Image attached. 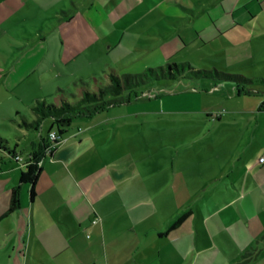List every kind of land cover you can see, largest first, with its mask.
I'll return each instance as SVG.
<instances>
[{"label": "rangeland", "instance_id": "374dc122", "mask_svg": "<svg viewBox=\"0 0 264 264\" xmlns=\"http://www.w3.org/2000/svg\"><path fill=\"white\" fill-rule=\"evenodd\" d=\"M21 2L15 9L6 1L7 16L0 10V133L11 147L22 142L25 155L32 138L23 137L20 125L32 121L31 105L56 102L61 87L79 94L81 78L96 90L95 75L99 81L111 71L122 76L184 63L264 79V0ZM96 3L108 10L101 13ZM80 17L91 24L81 22L75 38L85 42L86 36L90 43L66 59L62 29ZM215 84L155 82L131 103L69 127L77 141L92 138L82 158L86 180H92L85 186L89 193L119 194L122 206L130 195L160 183L169 194L178 192L160 205L153 225L167 221L168 230L189 216L167 238L152 237L153 254L162 252L153 264H264V184L251 189L247 178L241 189L234 182L238 164L264 157V112L253 109L259 99H238L227 86L233 84ZM236 86L238 95L248 94ZM49 126L44 124V135ZM39 133L31 132L37 138ZM179 173L181 181L173 185ZM114 174L126 178L112 183Z\"/></svg>", "mask_w": 264, "mask_h": 264}, {"label": "crops", "instance_id": "0c3cea01", "mask_svg": "<svg viewBox=\"0 0 264 264\" xmlns=\"http://www.w3.org/2000/svg\"><path fill=\"white\" fill-rule=\"evenodd\" d=\"M6 1L15 9L22 3V0ZM6 1L0 3V10L7 16V5L3 6L7 4ZM96 5L101 13H105V8L98 3ZM92 18L96 25L100 24L101 19L97 11L94 10ZM81 22L91 24L80 17L77 20L71 19L63 26L61 45L64 47L63 56L66 59L84 52L90 43L86 36L85 42L75 38V31L77 27L81 29ZM69 35L75 40L70 41ZM100 78L104 82L109 81V77ZM195 80L202 79L181 78L175 81ZM211 81L216 83L215 85L229 83ZM231 84L233 86H227L234 88L233 92L238 99H259L253 109H257L259 113L264 112V84L244 87L246 91L257 93L245 95H238L236 84ZM60 89L69 92L67 88ZM35 118L33 113L31 120ZM20 127L24 130V138H32L29 139L30 144L26 149H30L27 155L20 148L22 142H16L15 146L11 147L8 139L0 133V138L7 143V147L14 151L12 157L0 149V264H153L160 260L162 252L153 254L151 250V245L156 244L152 237H155V240L167 238L168 232L172 230H167V221L163 226L153 225L152 217L158 216L163 202L178 193L175 189L169 194L166 184L160 183L153 189L150 186L148 190L128 196L129 199L121 204L122 206H118L116 202L119 194L105 196L98 190L89 193L85 186L92 180H86L82 158L92 149V138L77 141L75 137L78 135H70L68 129L62 145L53 155H46L41 163V173L35 185L36 195L32 199L31 184L22 183L21 179L23 173L28 172L26 163L30 161L32 154L38 151L41 138L46 135L43 132L44 126L40 130L39 138L32 136V131L23 125ZM16 156L23 157V163L16 161ZM75 174L79 178L75 177ZM235 174L238 178H234V182L238 181V188H245L243 179L247 178H251L254 183L251 189L257 188L258 185L264 184V162H242L235 167ZM114 175L113 180H110L112 183H121L126 178ZM181 178V173L177 174L173 185L181 181ZM17 186L21 188L20 208L8 213L12 191ZM114 202L116 205L111 206ZM96 218L99 221L94 223ZM171 227L172 225L169 228Z\"/></svg>", "mask_w": 264, "mask_h": 264}, {"label": "trees", "instance_id": "16d2710c", "mask_svg": "<svg viewBox=\"0 0 264 264\" xmlns=\"http://www.w3.org/2000/svg\"><path fill=\"white\" fill-rule=\"evenodd\" d=\"M181 78H193L202 80H213L219 82H229L236 85L248 87L255 84H264L262 78H247L241 74H229L218 70H203L192 67L189 64L167 63L165 66L148 68L143 73L129 74L122 76L112 72L109 81L104 82L102 78L98 81L95 76L93 79L97 84L96 90L91 89L89 83L80 79L81 90L79 94H71L65 90H59V99L56 102H47L46 99L38 100L32 105L33 113L36 118L31 122L24 121L23 126L31 131L42 130L46 122L50 123L47 135L41 138L38 151L30 157L28 172L23 173L22 183L31 184V197L34 199L35 185L41 173V166H36L39 160H44L46 155H53L59 146L62 145L69 127L78 118L92 119L97 114L104 112L110 107L129 104L139 97L138 91L146 86L158 82H170ZM252 94V90L247 91ZM69 96L73 102L69 101ZM56 133V137L51 139L50 134ZM0 149H3L13 157L14 151L7 147V143L0 138ZM34 165H30V164ZM20 186L14 187L12 191L11 206L8 213H12L20 208ZM189 214L178 218L170 230L176 229L184 223Z\"/></svg>", "mask_w": 264, "mask_h": 264}, {"label": "built area", "instance_id": "2783aa9c", "mask_svg": "<svg viewBox=\"0 0 264 264\" xmlns=\"http://www.w3.org/2000/svg\"><path fill=\"white\" fill-rule=\"evenodd\" d=\"M50 137H51V139H54L55 137H56V133L55 132H52L51 134H50ZM49 155V154H48ZM51 156V155H50ZM15 159H16V161H18V162H21V163H23V161H24V159H23V157H21V156H16L15 157ZM260 161L263 163L264 162V157H262L261 159H260ZM99 220L96 218V219H94V223H96V222H98Z\"/></svg>", "mask_w": 264, "mask_h": 264}]
</instances>
